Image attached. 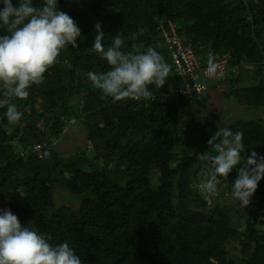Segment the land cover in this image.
Instances as JSON below:
<instances>
[{"label": "trees", "instance_id": "trees-1", "mask_svg": "<svg viewBox=\"0 0 264 264\" xmlns=\"http://www.w3.org/2000/svg\"><path fill=\"white\" fill-rule=\"evenodd\" d=\"M58 7L81 28L78 48L63 49L44 81L14 99L20 120L9 122L0 108L1 208L22 226L34 223L51 243L67 241L82 264H238L233 241L240 263L264 264V177L247 216L219 197H202L198 154H215L207 141L221 116L196 107L203 94L176 93L184 79L163 32L172 21L203 66L209 52L216 63L227 61L205 92L225 84L226 99L261 110L264 0H58ZM96 22L105 48L120 34L125 51L156 49L170 65L165 85H148L150 98L120 100L95 88L88 73L110 68L91 47ZM256 116L224 126L243 133L245 155H264V113ZM75 124L89 146L66 156L57 145ZM237 167L219 177L218 191L231 187Z\"/></svg>", "mask_w": 264, "mask_h": 264}, {"label": "clouds", "instance_id": "clouds-1", "mask_svg": "<svg viewBox=\"0 0 264 264\" xmlns=\"http://www.w3.org/2000/svg\"><path fill=\"white\" fill-rule=\"evenodd\" d=\"M0 28L6 33L0 34V108L5 110L9 122H16L23 113L14 99L26 98L33 84L44 81L46 70L63 49L69 45L78 48L81 28L58 7V0H39V4L35 0H16L15 4L13 0H0ZM94 28L91 47L110 68L101 73L89 72L88 76L103 95L114 100L149 98L148 85H165L170 65L156 49L125 51V38L120 34L114 35L111 46L105 48L101 23L96 22ZM206 72L217 79L223 77L212 52L208 53ZM242 135L220 127L207 141L215 154H198L204 164L202 177L206 178H201L196 187L205 200L217 195L219 177H228L239 165L230 195L242 208L251 203L258 182L264 177V155L255 151L245 155ZM170 166L175 167L176 162ZM0 264H82V260L67 241L51 243L34 223L22 226L17 215L4 207L0 208Z\"/></svg>", "mask_w": 264, "mask_h": 264}, {"label": "rangeland", "instance_id": "rangeland-1", "mask_svg": "<svg viewBox=\"0 0 264 264\" xmlns=\"http://www.w3.org/2000/svg\"><path fill=\"white\" fill-rule=\"evenodd\" d=\"M248 81L251 82V80ZM223 89H225V84H222L218 89L208 90L201 96L200 101L196 105L197 108L202 109V112L204 114L213 111L220 112L221 118L219 120V123L221 127H224L230 121L236 118H255L257 117L256 113H264L263 108H260L261 110H256L252 107L240 105L234 99H226L223 95ZM208 94L210 96H207ZM67 134L68 137L62 138L57 145V149H59L64 155L68 156L80 147L89 146V142L86 138V133L80 126L76 124L72 125L68 129ZM197 184L198 182L195 184V186ZM230 189L231 187H226L224 185L221 186L215 197H219L221 200L226 201L230 205H233L237 210H240L241 208L242 210H244L245 215L247 216L249 214V205L242 208L239 205L238 201H235L231 198ZM238 219L240 224V217H238ZM244 220L245 218L242 219L241 227L244 226ZM228 247L230 250V255L233 257V259H235L238 264H242L240 263V251L238 249V242L233 241Z\"/></svg>", "mask_w": 264, "mask_h": 264}, {"label": "built area", "instance_id": "built-area-1", "mask_svg": "<svg viewBox=\"0 0 264 264\" xmlns=\"http://www.w3.org/2000/svg\"><path fill=\"white\" fill-rule=\"evenodd\" d=\"M169 28H163L165 42L170 51L175 71L184 79L183 85L176 89V93L182 95L204 94L208 89V81L215 77L209 76L206 72L207 66L202 67L195 49L191 45L185 44L177 35L175 24L172 21H169ZM226 62L225 59L217 62L218 71H222L223 74L226 71ZM42 147L43 145L37 144L35 149L39 150Z\"/></svg>", "mask_w": 264, "mask_h": 264}]
</instances>
